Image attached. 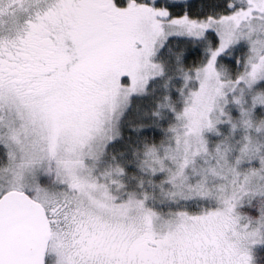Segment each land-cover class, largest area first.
<instances>
[{
	"label": "snow or ice",
	"instance_id": "obj_1",
	"mask_svg": "<svg viewBox=\"0 0 264 264\" xmlns=\"http://www.w3.org/2000/svg\"><path fill=\"white\" fill-rule=\"evenodd\" d=\"M0 264H264V0H0Z\"/></svg>",
	"mask_w": 264,
	"mask_h": 264
}]
</instances>
